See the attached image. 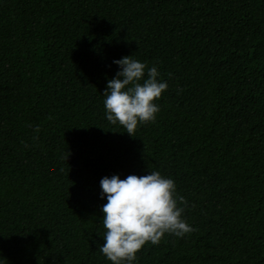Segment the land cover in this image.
I'll return each mask as SVG.
<instances>
[{
  "label": "trees",
  "instance_id": "1",
  "mask_svg": "<svg viewBox=\"0 0 264 264\" xmlns=\"http://www.w3.org/2000/svg\"><path fill=\"white\" fill-rule=\"evenodd\" d=\"M124 55L168 82L132 135L103 104ZM149 170L194 230L135 264H264V0H0V264H112L99 181Z\"/></svg>",
  "mask_w": 264,
  "mask_h": 264
},
{
  "label": "clouds",
  "instance_id": "2",
  "mask_svg": "<svg viewBox=\"0 0 264 264\" xmlns=\"http://www.w3.org/2000/svg\"><path fill=\"white\" fill-rule=\"evenodd\" d=\"M118 66L103 91L106 119L119 123L132 135L138 124L154 121L156 103L168 82L157 66L124 55L112 61ZM146 73V75H145ZM39 131V126H36ZM103 239L100 251L112 264H135L137 252L146 242L156 244L165 233L182 237L193 231L183 217L185 198L177 193L171 176L158 170L146 174L105 175L100 181Z\"/></svg>",
  "mask_w": 264,
  "mask_h": 264
}]
</instances>
